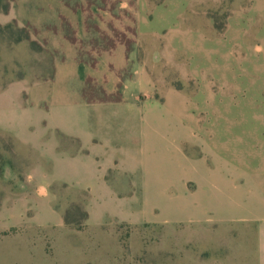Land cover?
Segmentation results:
<instances>
[{
  "label": "rangeland",
  "instance_id": "obj_1",
  "mask_svg": "<svg viewBox=\"0 0 264 264\" xmlns=\"http://www.w3.org/2000/svg\"><path fill=\"white\" fill-rule=\"evenodd\" d=\"M82 1L108 12L88 16L108 39L90 53L121 56L88 58L69 100L112 102L145 149L92 183L77 138L50 163L0 138V264H264V0ZM35 32L0 24L16 101H49L65 60ZM183 139L201 147L184 156Z\"/></svg>",
  "mask_w": 264,
  "mask_h": 264
},
{
  "label": "crops",
  "instance_id": "obj_2",
  "mask_svg": "<svg viewBox=\"0 0 264 264\" xmlns=\"http://www.w3.org/2000/svg\"><path fill=\"white\" fill-rule=\"evenodd\" d=\"M96 4L88 11V4L82 0H12L9 9L0 12V24L16 22L22 27H28L33 31L36 40L40 34H36L35 29L46 31L47 40L51 43L49 46L59 52L60 59H65L56 64L49 101L12 100V87L0 93V138L13 140L15 145L33 152L40 150L41 153L56 155L53 159H47L48 163L51 160H64V156L57 155L69 153L70 140L77 138L83 153H88L85 160L93 162V168L98 170L90 175V180L92 183H105L108 167L118 160L135 162V158H130V155L137 150H144L146 141L137 142L136 131L134 127H130L127 116L121 120L125 124L120 126V115L116 113L115 104L112 102L96 104L69 100L75 85L85 82L91 76L89 74L95 71L88 58L94 57L102 62L104 58L121 56L119 53L110 54L106 51L90 53L95 48L105 49V43L108 42V39L104 40L100 35L99 30L91 32L87 24L90 15L95 18L92 20L94 26L104 24L100 18L108 12ZM70 11L74 12L72 20L68 13ZM110 49L113 52V47ZM59 85L68 92H58ZM76 112L81 114L80 119L74 116ZM76 122L78 127L73 126ZM181 144L184 156H187L189 149L193 151L201 147L194 140L183 139ZM81 170H84L82 180L88 181L87 168L82 167Z\"/></svg>",
  "mask_w": 264,
  "mask_h": 264
},
{
  "label": "trees",
  "instance_id": "obj_3",
  "mask_svg": "<svg viewBox=\"0 0 264 264\" xmlns=\"http://www.w3.org/2000/svg\"><path fill=\"white\" fill-rule=\"evenodd\" d=\"M7 6H4V7H2V8H0V11H7Z\"/></svg>",
  "mask_w": 264,
  "mask_h": 264
}]
</instances>
